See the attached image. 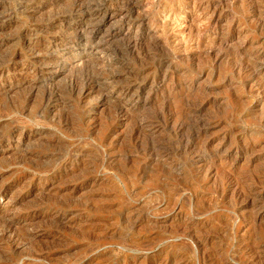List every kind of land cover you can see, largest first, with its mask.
I'll list each match as a JSON object with an SVG mask.
<instances>
[{
  "label": "rangeland",
  "instance_id": "1",
  "mask_svg": "<svg viewBox=\"0 0 264 264\" xmlns=\"http://www.w3.org/2000/svg\"><path fill=\"white\" fill-rule=\"evenodd\" d=\"M0 264H264V0H0Z\"/></svg>",
  "mask_w": 264,
  "mask_h": 264
},
{
  "label": "bare ground",
  "instance_id": "2",
  "mask_svg": "<svg viewBox=\"0 0 264 264\" xmlns=\"http://www.w3.org/2000/svg\"><path fill=\"white\" fill-rule=\"evenodd\" d=\"M169 16V15H168ZM171 16V15H170ZM169 16V17H170ZM165 17V16H164ZM168 18V17H167ZM169 20V19H168ZM171 20V19H170ZM176 21V20H175ZM174 24V23H173ZM176 26H177V24H175ZM181 25V24H180ZM179 25V26H180ZM178 27V26H177ZM181 27V26H180ZM30 49H32V47L30 48ZM34 49V48H33ZM34 50H36V49H34ZM79 90V89H78ZM80 92V91H79ZM88 93V92H87ZM81 94V93H80ZM77 97V96H76ZM64 109V108H63ZM116 112V111H115ZM117 113V112H116ZM117 118V117H116ZM59 120V119H58ZM30 146V145H29ZM8 157V156H7ZM62 200V199H61ZM59 205V204H58ZM7 220V219H6ZM3 222H5V221H3ZM9 225H11V224H9ZM3 227V226H2ZM11 227H13V226H11ZM9 228V227H8ZM4 229H6V228H4ZM14 230H16L15 228H14ZM28 230V229H27ZM17 231V230H16ZM3 232V231H2ZM7 233V232H6ZM9 233V232H8ZM12 233H14V232H12ZM18 233H20L21 234V232H17L15 235H18ZM18 237H20V236H18ZM9 238V237H8ZM25 240V239H24ZM27 240V239H26ZM14 243V242H13ZM7 244V243H6ZM22 244V243H21ZM4 257V256H3Z\"/></svg>",
  "mask_w": 264,
  "mask_h": 264
}]
</instances>
